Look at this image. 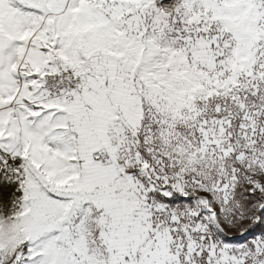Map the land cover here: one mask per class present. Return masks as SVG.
<instances>
[{"label": "snow or ice", "instance_id": "1", "mask_svg": "<svg viewBox=\"0 0 264 264\" xmlns=\"http://www.w3.org/2000/svg\"><path fill=\"white\" fill-rule=\"evenodd\" d=\"M0 264H264V0H0Z\"/></svg>", "mask_w": 264, "mask_h": 264}]
</instances>
